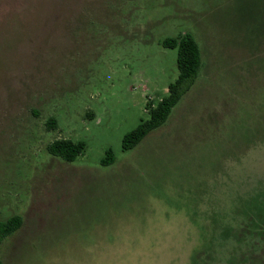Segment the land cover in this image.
<instances>
[{
  "label": "rangeland",
  "instance_id": "rangeland-1",
  "mask_svg": "<svg viewBox=\"0 0 264 264\" xmlns=\"http://www.w3.org/2000/svg\"><path fill=\"white\" fill-rule=\"evenodd\" d=\"M182 34L193 84L122 152L176 79L161 42ZM59 139L83 154L50 155ZM13 216L0 264H264V0H0V221Z\"/></svg>",
  "mask_w": 264,
  "mask_h": 264
},
{
  "label": "trees",
  "instance_id": "trees-1",
  "mask_svg": "<svg viewBox=\"0 0 264 264\" xmlns=\"http://www.w3.org/2000/svg\"><path fill=\"white\" fill-rule=\"evenodd\" d=\"M161 46L167 49H175L176 79L168 84L165 97L160 99L154 107H146V118L140 120L134 129L122 137L120 142L122 152L132 149L150 131L159 127L166 120L170 110L181 96L188 91L197 75L200 66V52L191 35L182 34L173 38H166L161 42ZM45 126L47 130L57 128L55 119H47ZM46 149L52 156L65 162H73L79 155L83 154L85 144L81 141L74 142L70 139H59L51 142ZM113 162V154L108 151L103 164L109 165ZM21 224L22 220L19 216L0 221V244L6 237L17 231Z\"/></svg>",
  "mask_w": 264,
  "mask_h": 264
}]
</instances>
